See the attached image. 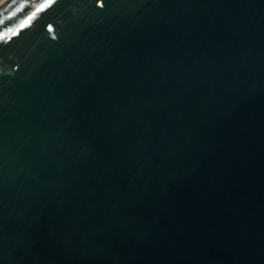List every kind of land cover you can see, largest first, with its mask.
I'll use <instances>...</instances> for the list:
<instances>
[{
  "label": "water",
  "instance_id": "95a60500",
  "mask_svg": "<svg viewBox=\"0 0 264 264\" xmlns=\"http://www.w3.org/2000/svg\"><path fill=\"white\" fill-rule=\"evenodd\" d=\"M0 264H264V0L0 6Z\"/></svg>",
  "mask_w": 264,
  "mask_h": 264
},
{
  "label": "bare ground",
  "instance_id": "6f19581e",
  "mask_svg": "<svg viewBox=\"0 0 264 264\" xmlns=\"http://www.w3.org/2000/svg\"><path fill=\"white\" fill-rule=\"evenodd\" d=\"M7 1H9V0H1L0 1V6H2L4 3H6Z\"/></svg>",
  "mask_w": 264,
  "mask_h": 264
},
{
  "label": "rangeland",
  "instance_id": "374dc122",
  "mask_svg": "<svg viewBox=\"0 0 264 264\" xmlns=\"http://www.w3.org/2000/svg\"><path fill=\"white\" fill-rule=\"evenodd\" d=\"M1 1V0H0Z\"/></svg>",
  "mask_w": 264,
  "mask_h": 264
}]
</instances>
